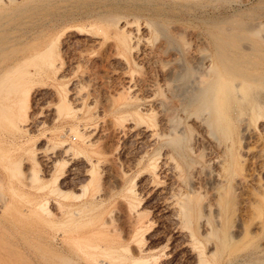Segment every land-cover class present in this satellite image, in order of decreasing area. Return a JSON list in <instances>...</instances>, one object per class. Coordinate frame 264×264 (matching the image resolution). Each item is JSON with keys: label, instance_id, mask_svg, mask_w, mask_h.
Returning <instances> with one entry per match:
<instances>
[{"label": "rangeland", "instance_id": "374dc122", "mask_svg": "<svg viewBox=\"0 0 264 264\" xmlns=\"http://www.w3.org/2000/svg\"><path fill=\"white\" fill-rule=\"evenodd\" d=\"M16 1L18 0H13L12 4H8L9 9L1 13L5 17L0 16L1 25L3 23L6 25L7 21L11 23L7 24L8 29L5 26L0 27L2 29L0 34L8 35L7 38L5 35L0 37L2 46L0 47V66L5 67L7 64H12L9 69L12 68L11 71L0 74V87L2 86L1 90H3L0 92V103L8 107V109L3 107L4 110L0 108V264H60L57 255L63 250L75 258L77 264H93L94 260L101 264L104 262L125 263L126 259L114 258L123 254L124 251H111L108 249L111 245L116 248L120 245L130 246L128 247L129 252L133 256H139V253H136L135 243L129 238L131 234L129 198L135 199L133 203L139 204L136 208L142 211L143 215L145 214L144 218L147 221L149 219L143 228L141 236L144 239L141 238V243H146L145 246L148 248L152 247L147 254L158 256L150 262L156 259L154 261L156 264H194V250L186 238V229L184 230L180 223H175L169 209L163 207L162 199L165 192L162 187L166 189L168 187V177L161 163L164 161L162 158L166 156L164 155L165 149L160 150L161 155H156L158 166L156 174L158 180H161L157 186L150 180V175L148 177L149 173L144 168L146 157L155 156L153 152L156 148V143L152 144L147 132L151 124L155 122L158 123V125L155 123V127H158L159 131H168L169 124L162 119L164 117L162 115L166 112L168 114L169 109L166 108L168 109L166 112L164 109L162 111L164 113L159 112V103L165 101L164 104H167L163 105L165 107L177 106V109L173 110L174 119L181 123L178 127H184L185 136L189 138L187 144L195 152L197 149L202 150V146L204 148L208 145H206L207 142L203 144L198 140L193 141L194 133H202L204 128L193 114L191 115L188 108L183 109L181 106L182 104L187 106L186 101L190 99L194 90L197 75H200L203 72L202 69L209 64L208 59L209 54H212V49L208 30L214 29L210 22L221 20L220 25L237 32L244 31L242 28L238 29L241 21L250 20L249 22L253 24L263 21L262 26L260 23L257 24L258 27L252 26L256 33H248L249 39H261L262 41L260 43L262 50L259 51L261 54L258 57H252L254 60H260V57H264V0H186L187 3L185 0H155L154 3L153 0H148L147 4L145 3L146 6H144L145 0H104V5L101 0L98 2L96 0H80L81 2L68 0L69 3L67 0H64L66 2L37 0L41 4H38L36 0L37 3L34 0ZM41 1H44V5ZM62 1L64 8L58 5H61ZM106 2L107 5H105ZM24 3L28 5L24 6ZM45 4L51 6L48 7L49 10L45 9L47 8ZM16 5H18L17 12L14 10ZM32 5L35 6L31 7ZM260 5L262 6L259 7ZM28 6L30 8H27ZM53 6L57 7L58 11L56 8L53 10ZM95 7L96 10H94ZM21 10L24 11L20 14ZM113 20L120 21L117 24ZM124 21L129 24L131 21L134 23L131 22L132 24L129 25ZM126 24L128 26H124ZM133 24H136L139 29L133 30ZM125 30L135 31L138 35L137 45L132 43L130 47L125 48L119 43L118 36ZM2 37L6 39L5 46L3 43L5 40ZM249 39H242L240 43L243 41L246 44ZM48 45H50V52L45 51ZM43 48L44 51H42ZM39 50L44 55L45 53L50 54V57H45L41 52L45 58L38 57L40 56ZM23 57L27 59L30 57L32 64L29 63V66L27 61L30 59L25 62ZM205 57L208 61L204 60ZM47 59L54 61L55 68L58 67L57 70L49 68L46 64ZM17 62L18 65L15 66ZM19 62L25 65H21L23 69L25 68L21 77L14 71L15 68H20ZM262 64V68L253 71L264 73V61ZM11 72L13 75L16 74L18 80L8 77L12 76ZM5 74L7 76L3 77ZM30 74H32L31 77H29ZM6 77L8 80L17 82H13V85ZM233 79L237 80L238 77L234 76ZM149 83L155 86L151 87ZM5 87L11 88L8 95L3 93ZM16 88L18 90L15 92ZM74 90L80 93L82 97L80 102L76 101V103L72 100L71 93ZM254 91L264 93V88L260 90L259 87H255ZM60 94L66 96L64 100L69 107L68 113L61 109ZM5 95L7 96L3 97ZM126 95H129V98L132 97V100L135 98L133 105L136 109L123 106L115 110L116 104L124 101L125 97L128 98ZM162 96L169 101L162 100ZM15 100L20 101L19 104L14 103ZM18 105H21L22 109L19 110ZM242 105L245 112L240 114L239 120H235L233 127L236 139L234 146L236 145L237 153H240L238 159L241 162L236 172L238 177L240 172L243 173L246 170L253 172H251L252 182L250 181L249 184L251 189L249 185L247 188H241L243 191L240 188H234L230 194L232 196H229L231 199L229 202L232 203L233 200L234 204L232 203L233 206L228 205L231 217L228 216L225 232L230 239L233 235V239L229 242L228 238L229 246L219 248L214 255H209L208 251L213 244L218 248V239L214 233L218 224L214 218L213 204L212 208L210 206L209 209H204L207 214L204 210L201 211L202 219L199 223L203 226H199L194 221L191 223L196 238L201 242L199 245L202 246L211 264H228L227 261L230 264H264V232L256 227L257 223L264 220V197L261 198L264 196V113L258 118L255 127L249 121L252 114L247 113L246 104ZM147 111H149L148 114ZM151 111L153 114L150 113ZM124 112L129 115L126 116L127 121L125 120L120 125L116 116ZM246 125L250 127L249 130L245 129ZM70 126L85 127L92 142L90 146L79 145L75 133L66 131ZM186 126L193 135L191 132V136L189 135ZM125 129L128 130L125 131ZM26 137L27 142L23 144ZM59 139H65L77 145L76 147L80 146L74 157L64 155L61 144L58 143ZM20 140L23 142L20 143ZM213 146L209 142L207 148L203 149V153L214 149ZM257 151L260 152L257 153ZM254 152L257 154L255 155ZM47 159L58 161L62 168L58 166L56 171H51V168L47 167ZM33 161L38 166L35 167ZM34 169L36 173L39 172L37 179L30 177L35 172ZM58 169L61 174L58 177L59 186L57 188L50 185V179L54 172H58ZM87 170L93 171L92 180H89L90 177L84 173ZM144 175H147V179ZM199 176H201L199 182L202 178L200 184L204 181V186L201 185L204 187L203 190L201 189L204 194L203 201H209L210 183L206 181L205 173L201 172ZM205 182L208 183L205 184ZM151 185L153 188L150 187ZM129 186H131L132 193L128 190ZM133 193L136 196H133ZM165 216H167L166 219ZM202 220H204L203 223ZM62 221L68 223L62 224L60 223ZM69 223L73 226L71 227ZM68 226L71 227V232L68 233L67 238L62 240L60 232ZM203 227L206 232L208 231L207 233ZM247 231L251 233L247 234ZM205 240L209 241V244L205 243Z\"/></svg>", "mask_w": 264, "mask_h": 264}, {"label": "bare ground", "instance_id": "6f19581e", "mask_svg": "<svg viewBox=\"0 0 264 264\" xmlns=\"http://www.w3.org/2000/svg\"><path fill=\"white\" fill-rule=\"evenodd\" d=\"M13 0H0V16H4V14L1 15V13L5 12V10H7L8 6L10 4H12ZM19 1V0H18ZM16 1V2H18ZM22 1V0H21ZM25 1V0H23ZM22 1V2H23ZM31 1V0H30ZM35 1V0H34ZM37 1V0H36ZM35 1V2H36ZM47 1V0H46ZM64 1V0H63ZM63 1L60 4H58L61 7L64 6L63 4ZM73 1V0H72ZM80 1V0H79ZM95 1V0H93ZM92 1V2H93ZM98 2V0H96ZM106 1V0H105ZM104 0L102 1L101 0V3L102 5L103 2H105ZM109 1V0H108ZM116 1V0H114ZM113 1V2H114ZM123 1V0H122ZM136 1V0H135ZM141 1H144V0H141ZM140 1V2H141ZM146 1L148 0H145L144 4L146 3ZM155 0H153V3H154ZM163 1V0H162ZM165 1V0H164ZM170 1V0H169ZM176 1V0H175ZM178 1V0H177ZM186 1V0H185ZM188 1H191V0H188ZM15 2V3H16ZM38 2V1H37ZM36 2V3H37ZM42 2V5H44V1H41ZM53 2V1H52ZM55 2V1H54ZM53 2V3H54ZM58 2H61L60 0ZM66 2V1H64ZM68 2V0H67ZM76 2V0L74 1ZM74 2H71L72 4ZM81 2V1H80ZM84 2V1H83ZM82 2V3H83ZM86 2V1H85ZM91 2V3H92ZM151 2V1H150ZM148 2V3H150ZM157 2V1H156ZM167 2V1H166ZM48 4V2H46ZM57 3V2H55ZM69 3V2H68ZM67 3V5H68ZM79 3V2H78ZM88 3V2H87ZM90 3V1H89ZM100 3V4H101ZM118 3V1H117ZM127 3V2H125ZM138 3V2H137ZM142 3V2H141ZM152 3V2H151ZM168 3V2H167ZM171 3V2H170ZM187 3V1H186ZM9 4V5H8ZM23 4V3H22ZM38 4H41L38 2ZM47 8L45 9H48V7H51L49 5H47ZM50 4V2H49ZM52 4V3H51ZM63 4V6H62ZM66 4V3H65ZM71 4V5H72ZM75 4V3H74ZM77 4V3H76ZM80 4V3H79ZM147 4V3H146ZM146 4L144 6H146ZM165 4V2H164ZM172 4V3H171ZM183 4V2H182ZM18 5H20L18 3ZM18 5L15 6L16 9V12H17V9H18ZM28 5V4H26ZM25 3H24V6H26ZM31 5V4H30ZM41 5V6H42ZM54 5V4H52ZM57 5V6H58ZM82 5V4H81ZM85 4L83 3V6ZM91 5V4H90ZM95 5H96V2H95ZM94 5V6H95ZM107 5V2L106 4ZM115 5V4H114ZM151 5V4H150ZM170 5V4H169ZM203 5V4H202ZM208 5V4H207ZM210 5V4H209ZM23 6V5H22ZM20 6V7H22ZM35 6V5H34ZM33 5L31 7H34ZM56 6V4L54 5ZM53 6V10L56 8L57 10V7L54 8ZM58 6V7H59ZM66 6V5H65ZM69 6V5H68ZM74 6V5H73ZM72 6V7H73ZM97 6V5H96ZM111 6V4H110ZM118 6V4H117ZM116 6V7H117ZM168 6V5H167ZM262 5H260L259 7H261ZM37 7H40V6H37ZM184 7V6H183ZM243 7V6H242ZM25 8V7H24ZM27 8H30L29 6ZM64 8V7H63ZM93 8V6L91 7ZM100 8V7H99ZM114 8V7H113ZM118 8V7H117ZM137 8V7H136ZM169 8V7H168ZM181 8V7H180ZM9 9V8H8ZM51 9V8H50ZM102 9V8H101ZM104 9V7H103ZM148 9V8H147ZM146 9V11H148ZM153 9V8H152ZM162 9V7H161ZM170 9V8H169ZM11 10V9H10ZM9 10V11H10ZM26 10V8L24 9ZM23 10V11H24ZM28 10H31V9H28ZM49 10V9H48ZM47 10V11H48ZM53 10H50L51 12ZM96 10V7L95 9ZM109 10V9H108ZM112 10V9H111ZM117 10V9H116ZM8 11V12H9ZM22 10L19 12L21 14V12H23ZM32 11V10H31ZM33 11H34V8H33ZM40 11V10H39ZM38 11V12H39ZM46 11V10H45ZM43 11V12H45ZM58 11V10H57ZM69 11V10H68ZM97 11H98V7H97ZM100 11V9H99ZM140 11V10H139ZM207 11V10H206ZM30 12V11H29ZM28 12V13H29ZM35 12V11H34ZM156 12V11H154ZM161 12V11H160ZM168 12V11H166ZM238 12V11H237ZM11 13V11H10ZM9 13V14H10ZM13 13V11H12ZM33 13V12H32ZM31 13V14H32ZM40 13V12H39ZM149 13V12H148ZM152 13V12H150ZM157 13V12H156ZM158 13H159V10H158ZM235 13V12H234ZM258 13V12H257ZM6 14H7V11H6ZM36 15V13H34ZM63 14V13H62ZM61 14V15H62ZM250 14V13H249ZM17 15V14H16ZM29 15V14H28ZM69 15V13H68ZM95 15V14H94ZM93 15V16H94ZM164 15V14H163ZM166 15V14H165ZM12 16V15H11ZM11 16L10 19H11ZM34 16V15H33ZM63 16V15H62ZM65 16V15H64ZM120 16V15H119ZM148 16V15H146ZM157 16V15H155ZM8 17V19H9ZM14 17V16H13ZM12 17V18H13ZM16 17V16H15ZM37 17V15H36ZM152 17V16H151ZM154 17V15H153ZM2 18V17H1ZM114 18V17H113ZM9 19V20H10ZM14 19V18H13ZM107 19V18H106ZM110 19V17L108 18ZM112 19V18H111ZM159 19V18H158ZM215 19V18H214ZM221 19V18H219ZM123 20V19H122ZM154 20V19H153ZM205 22H206V19H204ZM209 20V19H208ZM212 20V19H210ZM4 21V20H3ZM59 21V20H58ZM115 21L116 23L119 22L118 20H113ZM129 21V20H128ZM167 21V19H166ZM165 21V22H166ZM169 21V20H168ZM176 21V20H175ZM203 21V20H202ZM226 21V20H225ZM250 21V20H249ZM240 22L239 23V30L242 28L244 31H231L229 30V28L226 26H222L220 25L221 23V20H212L210 23L211 25L213 26L212 28L214 29H210L208 30L209 31V38H210V46H211V49H212V54L210 55L209 53V59L207 58L208 55H206L207 57H205L206 59L204 60H210L209 61V64L206 65L204 67V69H202V73L200 75H197V79L195 80V86L194 87V90L193 92L191 93V97H189L190 99H188L187 102V106H184L182 104L181 108L183 109H189V111L191 112V115L193 114V116L196 118V120L198 121V123L200 125L203 126L204 128V131L206 133H192V131H190V129L186 126V128H188V131H189V135H190V132L192 133V138H193V141L195 140H198L199 143H206V145L208 144L209 145V142L210 144L212 143L215 147L214 149H209L210 150H206L204 151L205 153H203V149H206V147L203 148V146L201 147V149H197L196 152L191 148L190 145L187 144V140L189 141V138L187 139V137L185 136V132L183 131V126H180L178 127L179 124L181 123H178L179 121L175 120L174 119V111H175V108L177 109V106H172L170 108V106L168 107H165L163 105H167L166 103L164 104L165 101L163 102H158L159 103V106H160V110L159 112L161 111H164V109H166L164 112L168 111L169 113L166 114V115H169V116H166L165 114H163L162 116H164L162 119H165V121H167V124L168 125V131L167 132H161L159 131L157 128L158 127H155V123L151 124L152 126L149 127V131L147 132L148 133V138L149 140L153 143H156V148H155V151L153 152V154H155V156L153 155H149L146 157L145 159V165H144V168L147 170V172L150 175V180L154 182V184L157 186L159 184V182L161 180H158L157 178V174H156V171H157V168L158 166L156 165V155L159 156L161 155L160 153V150L162 148H164L165 152H164V155H166L165 157H163L162 159H164V161H161V159H159L162 163V165L164 166L165 168V173L167 174V184L168 187L166 189V187H162L164 189V196H163V199L162 201L164 202L163 203V207L164 208H168L170 214H171V217H173V219L175 220V223L178 222L180 223V225L184 228V230L186 229V235H187V240L188 242L190 243L191 245V248L194 250V253H193V257H194V264H211V262L206 258L204 252H203V249H202V246L199 245V243H201L195 236L194 234V231H193V227L191 225L192 221H194V223L198 224L199 226H201L202 224H200V220L202 219V212L205 208L209 209L210 206L212 208V206L214 205L215 207V219H216V222H217V227H215L214 229V233H215V236L217 237L218 239V248L216 247L215 244L212 245L211 249L208 251V249L206 248V250L209 252V255H214L217 250L220 248H224L225 246H229L228 244V238H229V242L231 241L232 236H231V239H230V236H228L225 232V227H226V222L228 223V216H229V210H228V205L229 204H232L233 203V200H232V203H230L231 199H229V196H232L230 195L233 191L234 188H247L248 185L250 184V181H251V172H248L247 170L245 172H240V175L238 177L237 175V168L239 166V164L241 163L238 159L239 157V154L240 153H237V148L235 149V146H234V142L236 141L235 139V135H234V132H233V127H234V122L235 120H239V116L240 114L244 111L245 112V108L243 107L242 104H246V110H247V113H251V117L249 118V121L255 126V123L258 121V118L259 117H262L263 115V111H264V93H258L257 91H254V88L255 87H259L260 90L264 88V73L262 72H257V71H253L257 68H262L263 64H262V61H264V57H260L259 59L260 60H254L252 59L253 56H259L261 53H259V51L262 50V48L260 47V43H262L261 39H249L248 37V33L252 34L253 32L256 33V30L255 28L253 29V25H256L257 27L260 23V25L262 24V22H258L257 24H253L251 22ZM8 23H6V19H5V23L6 25H1L0 24V27L2 26H7V24L10 23V21H7ZM125 22V21H124ZM134 23V21H131ZM130 22V24H132ZM136 22V21H135ZM148 22V21H147ZM228 22V21H227ZM13 23V22H12ZM125 23H128L127 21ZM11 24V23H10ZM9 24V25H10ZM17 24V23H16ZM22 23H20L21 25ZM118 24V23H117ZM116 24V25H117ZM129 24V23H128ZM128 24L124 25V26H128ZM129 24V25H130ZM138 25V23H136ZM136 24H133V30H138L139 29V25L137 26ZM149 24V23H148ZM57 25V24H56ZM147 25V24H146ZM238 25V23H237ZM18 26V24H17ZM52 26V25H51ZM63 26V25H62ZM153 26V25H152ZM255 26V27H256ZM262 26V25H261ZM14 27V26H13ZM88 27V26H87ZM92 27V26H90ZM3 28V27H2ZM7 28V27H6ZM10 28V26H9ZM12 28V27H11ZM89 28V27H88ZM120 28V27H119ZM125 28V27H124ZM123 28V29H124ZM228 28V29H227ZM1 29V28H0ZM8 29V28H7ZM83 29V28H81ZM122 29V28H120ZM128 30V29H127ZM123 31L122 33H120V35L118 36V40H119V43L123 46V47H130L132 43H136L137 45V36L135 31ZM2 32V29L0 30ZM207 31V30H206ZM0 32V33H1ZM4 32V30H3ZM8 32V31H7ZM138 33V31H137ZM3 34V33H2ZM5 35V33H4ZM4 35H1L0 34V37ZM6 38H7V34L5 35ZM2 37V39H3ZM139 38V37H138ZM208 38V39H209ZM242 39H249V41H246V44L243 43V41L240 43V41ZM1 40V39H0ZM5 40L4 43V46L6 44V39H3ZM140 40L138 39V42ZM2 43V44H3ZM240 43V44H239ZM243 43V44H242ZM0 47L2 48L1 44H0ZM49 47V48H48ZM240 48H242V50H240ZM45 51H51L50 50V45H48L47 47H45ZM132 49V47L130 48V50ZM3 50V49H2ZM42 50V49H41ZM39 50V55L38 57H47L49 58L50 57V54L47 55V53H44L42 51H44V48L43 50L41 51ZM1 51V50H0ZM43 53V55H41V53ZM58 53V52H57ZM34 54V53H33ZM38 54V53H37ZM155 54V53H154ZM207 54V53H206ZM35 56V55H34ZM44 57V58H45ZM23 57L22 59L27 63L28 65L30 66V63L32 60L31 58L29 57L28 59ZM204 58V56H203ZM22 60V61H23ZM42 60V59H40ZM179 60V59H178ZM203 60V62H204ZM207 60V61H208ZM23 61V62H24ZM47 61V65L49 66V68H51L52 70H57L56 67L55 68V63L54 61L49 60L48 59L46 60ZM199 61V60H198ZM24 62V63H25ZM200 62V61H199ZM197 62V63H199ZM202 62V63H203ZM9 63V62H8ZM20 63V68L22 62H19ZM30 63V64H29ZM194 63V62H192ZM201 63V64H202ZM205 63V64H206ZM204 64V65H205ZM18 65V62L17 64H15V66ZM163 65V64H162ZM190 65V64H189ZM12 66V64H7L5 67H1L0 66V74L2 73H6L10 67ZM14 66V67H15ZM25 66V65H23ZM27 66V65H26ZM35 66V65H34ZM61 66V65H60ZM201 66V65H200ZM203 66V64H202ZM201 66V67H202ZM20 68L17 67V69L15 68L14 71H16L17 75H20L21 77V74H23L24 72V69L22 68V70H20ZM195 68V67H194ZM198 69V67H197ZM12 70V68H11ZM9 70V71H11ZM18 71H22V72H18ZM171 71V70H169ZM13 72V71H12ZM11 72L12 76H8L10 79H13L14 78H17L16 77V74L13 75V73ZM31 72V71H29ZM28 72V73H29ZM39 72V71H38ZM175 72V71H173ZM196 72V71H195ZM10 73V72H9ZM15 73V72H14ZM33 73V72H32ZM195 74V73H194ZM53 75V74H52ZM170 75V74H169ZM193 75V74H192ZM4 76H7L6 74L3 75ZM32 74L29 75V77H31ZM34 76V75H33ZM171 76V75H170ZM182 76H183V73H182ZM234 76H237L238 79L237 80H234L233 77ZM2 77V78H3ZM6 77V79L8 78ZM28 76L26 77L27 79L29 78ZM176 78V77H175ZM173 78V79H175ZM8 80V81H11L12 84L14 81L12 80ZM22 79V78H21ZM6 80V81H7ZM18 80V78H17ZM26 80V79H25ZM176 80V79H175ZM10 82V83H11ZM17 81H15L14 83H16ZM154 83V82H153ZM1 84H4V83H1ZM9 84V83H8ZM7 84V85H8ZM19 84V83H18ZM17 84V85H18ZM150 86H151V83H149ZM155 84V83H154ZM193 84V83H192ZM14 85V84H13ZM10 86V85H9ZM153 86V85H152ZM151 86V87H152ZM155 86V85H154ZM153 86V87H154ZM156 86L158 88V84L156 82ZM160 86V85H159ZM166 86V85H165ZM190 86V85H189ZM2 87V86H1ZM1 87H0V92L3 91L1 90ZM11 87V86H10ZM74 87V86H73ZM127 87V86H126ZM76 88V87H75ZM150 88V87H149ZM161 88V87H160ZM24 89V88H23ZM129 90V88H127ZM152 89V88H150ZM154 89V88H153ZM258 89V88H257ZM16 90H18L17 88L15 89V92ZM160 89H158L159 91ZM187 90V89H186ZM11 91V88H8V87H5L4 88V92L5 94L8 95V93H10ZM157 91V89L155 88V92ZM13 91V93H15ZM20 92V91H19ZM23 92V90H22ZM133 93V92H132ZM179 93V92H178ZM24 94V92H23ZM170 94V93H169ZM7 95L3 96V97H6ZM67 95V94H66ZM156 95V94H155ZM174 95V94H173ZM185 95V94H184ZM61 96V100H60V106H61V109L66 111V113H68L69 110L68 108V105L67 103L65 102L64 98L66 97L64 94H60ZM71 96H72V100L74 102H80L82 99V97L80 96V93H78L76 90H74L72 93H71ZM127 96V95H126ZM129 96V95H128ZM127 96V97H128ZM3 97L1 96V98L3 99ZM24 97V96H23ZM171 97V95L169 96ZM134 98V97H133ZM163 98V96H162ZM161 98V99H162ZM6 99V98H4ZM135 99V98H134ZM133 99V100H134ZM160 99V100H161ZM165 98H163L162 100H164ZM183 99V98H182ZM21 102H22V98L20 99ZM79 100V101H78ZM133 100H132V97L131 98H126L124 99V101L122 100L121 103L119 104H116V106H114V109H118L120 107H132L134 108V110L136 109L133 105ZM167 100V99H165ZM24 101V100H23ZM169 101V99L167 100ZM19 104L20 101L18 100H15L14 103ZM76 102V103H77ZM120 102V101H119ZM172 102V101H171ZM13 103V102H12ZM1 104V103H0ZM180 104V103H179ZM19 106V105H18ZM21 106V105H20ZM18 107L19 110L22 109V107ZM154 106V105H153ZM4 108H7V105H0V108H2L1 110H4ZM165 107V108H164ZM138 108V107H137ZM154 108V107H153ZM17 109V107H16ZM128 109V108H127ZM174 110V111H173ZM5 113V111H3ZM156 112V111H155ZM162 112V113H164ZM17 113V111H16ZM19 113V112H18ZM125 113V112H124ZM118 114L116 116V119L118 120L119 124L125 122V120L127 121V117L128 115H126L127 113L125 114ZM147 114L149 113V111L146 112ZM152 113V111L150 112ZM153 114V113H152ZM19 116V114H17ZM131 115V114H130ZM150 115V114H149ZM190 115V116H191ZM250 115V114H249ZM248 115V116H249ZM139 116V115H138ZM154 116V115H153ZM178 116V115H177ZM183 116V115H182ZM189 116V117H190ZM191 116V117H193ZM130 117V116H129ZM176 117V116H175ZM7 118V117H6ZM156 118V117H155ZM178 118V117H177ZM17 119V118H16ZM15 119V120H16ZM129 119V118H128ZM179 119L181 120V118L179 117ZM193 119V118H192ZM116 120V121H117ZM159 120V119H158ZM157 120V121H158ZM155 121V120H154ZM196 121V122H197ZM246 121V120H245ZM130 122V120H129ZM164 122V121H163ZM169 122V123H168ZM178 124H177V123ZM18 123V121H17ZM192 123V122H191ZM120 124V125H121ZM127 124V122H126ZM158 125V123H156ZM197 124V123H195ZM124 127H125V124H123ZM122 125V126H123ZM156 125V126H157ZM248 125V124H247ZM246 125V126H247ZM162 126V125H161ZM196 126V125H195ZM198 126V125H197ZM244 126L246 130H249L250 127L249 126ZM120 127V126H118ZM160 127V125H159ZM256 127V126H255ZM201 128V127H200ZM22 129V128H21ZM124 129V128H123ZM131 129V128H130ZM161 129V128H159ZM167 129V128H166ZM244 129V128H243ZM128 130V129H125V131ZM23 131V129L21 130ZM20 131V132H21ZM63 131V130H62ZM66 131H69V132H72V133H75L77 139H78V142H79V145L81 146H87L88 145L90 146V144L92 143L91 140L89 139L90 136H88L87 134V129H85V127H77V126H70L66 129ZM124 131V130H123ZM164 131V130H163ZM24 132V131H23ZM65 132V131H63ZM94 132V131H93ZM26 133V132H25ZM146 133V132H145ZM251 133H254L253 131H251ZM256 133V132H255ZM70 134V133H69ZM23 135V134H22ZM27 135V134H26ZM60 135V134H59ZM62 135V134H61ZM28 136V135H27ZM63 136V135H62ZM191 136V135H190ZM23 137H25L23 135ZM61 138V137H60ZM257 138V137H256ZM24 139V138H23ZM238 141V140H237ZM23 142V140H22ZM21 140H20V143H22ZM27 142V137H26V141L23 143L25 144ZM59 144H61V147H62V150H63V153L64 155L67 156H75V154L78 152V147H80L78 145V147H76L75 145L69 143L68 141H66L65 139H59ZM203 143V144H204ZM238 143V142H237ZM22 144V145H23ZM151 144V143H150ZM197 145V144H196ZM199 145V144H198ZM192 149V151H191ZM250 150V149H248ZM247 150V151H248ZM259 150V149H258ZM163 151V150H162ZM189 152H192L191 154H189ZM260 151H257V153H259ZM160 153V154H159ZM255 153V152H254ZM255 153V155L257 154ZM146 154V153H145ZM163 155V154H162ZM254 155V156H255ZM49 156V155H48ZM143 156V155H142ZM259 156V155H257ZM144 157V156H143ZM142 157V158H143ZM256 157V156H255ZM141 159V156L139 157ZM48 162H47V167L51 168L50 170H57L59 164H58V161H53V160H50V159H47ZM68 160V159H67ZM241 160V159H240ZM138 161V160H137ZM158 161V160H157ZM243 161H245L243 159ZM34 162V161H33ZM159 162V161H158ZM157 162V163H158ZM160 163V164H161ZM36 166L37 163L34 162L33 163ZM63 163H61L62 165ZM139 164V163H138ZM32 165V164H31ZM260 165V164H258ZM63 166V165H62ZM157 166V167H156ZM247 166V165H246ZM32 167H34L32 165ZM61 167V166H59ZM240 167V166H239ZM62 168V167H61ZM37 169V168H36ZM60 169V168H59ZM58 169V172L55 173L52 176V178L50 179V185L54 186V187H57L58 188V177L60 176L61 174V169L59 170ZM93 169V167H92ZM261 169V168H260ZM159 170V169H158ZM35 171V169L33 170ZM163 171V170H162ZM261 171V170H260ZM32 172V170H31ZM63 172V171H62ZM161 172V170H160ZM205 173L206 176L204 177H207L206 181H208L210 184V199L209 201H203V193L201 192V189L204 188V187H201V185L204 186V181H202L203 183L200 184L199 182V178L201 176L200 173ZM259 172V170H258ZM39 173V172H38ZM38 173L33 172V174L30 176L31 178L32 177H36L37 179V176H38ZM64 173V172H63ZM84 173H86L90 178L89 180H92V176L94 175L93 174V171L91 170H87L85 171ZM159 174V173H158ZM258 174V173H257ZM146 175V176H147ZM161 175V174H160ZM165 176V174H163ZM254 175V174H253ZM146 176L144 175L145 179ZM163 176V177H164ZM40 177V176H39ZM162 177V178H163ZM257 177V176H256ZM30 178V180H31ZM161 178V177H160ZM144 179V180H145ZM170 179V181H169ZM205 180V179H204ZM48 181V180H47ZM148 181V180H147ZM49 182V181H48ZM144 182V181H143ZM149 182V181H148ZM207 182V183H208ZM252 182V181H251ZM205 182V184H207ZM254 183V182H253ZM252 183V184H253ZM261 183V182H259ZM49 184V183H48ZM153 184V185H154ZM258 184V183H256ZM260 185V184H258ZM144 186V185H143ZM165 186V185H163ZM250 186V185H249ZM147 187V186H146ZM150 187L153 188V186L151 185ZM160 187V186H159ZM261 187V186H260ZM264 187V185H263ZM160 188V189H162ZM251 189V186L249 187ZM253 188V187H252ZM155 189V188H154ZM244 189V188H243ZM243 189H241V191H243ZM264 189V188H263ZM128 190L131 191L130 193H132V189H131V186L128 187ZM127 190V191H128ZM203 190V189H202ZM207 190V188H206ZM255 190V189H254ZM128 191V192H129ZM155 191V190H154ZM161 191V190H160ZM246 191V190H245ZM158 192V191H156ZM207 192V191H206ZM263 192V191H262ZM204 193H205V190H204ZM209 193V192H207ZM254 193V192H253ZM134 195L133 196H136L135 193H133ZM235 194V193H234ZM233 194V195H234ZM237 194V193H236ZM239 194V193H238ZM264 194V193H263ZM261 194V195H263ZM132 195V194H131ZM160 195V193H159ZM244 195V194H243ZM251 195V194H250ZM161 196V197H162ZM260 196V194H259ZM105 197V196H104ZM130 197V196H129ZM264 197V196H261V198ZM207 198V197H206ZM233 198V197H232ZM161 200V199H160ZM254 200V199H253ZM133 201H135V199H131L129 198L128 199V206H129V210L131 212V221H130V225H131V234L129 236L130 240H132L136 245V253L138 252L139 253V256H133L130 252H129V248L130 246H126V245H120L118 248H116L115 246H110L108 249H110L111 251L114 250V251H118V250H122L124 251L123 254L121 255H118V256H115L114 258H123L126 259V262L123 263V264H152L154 263V261H152V263L150 262L153 258H157L158 256H153L152 254H147L148 251H150L152 247H149L148 246H145V244H142L141 243V238H143L142 233H143V228L145 227V225L147 224V219L144 218V215L142 213V211L138 210V208H136V205H139V204H135L133 203ZM230 201V202H229ZM242 202H243V199H242ZM155 203V202H154ZM159 203V202H158ZM260 203V202H259ZM213 204V205H212ZM234 204V203H233ZM232 204V206H233ZM244 207V206H243ZM232 208V207H231ZM260 208V207H259ZM233 209V208H232ZM64 211V209H63ZM144 211V210H143ZM168 211L166 210V213L168 214ZM207 212V211H206ZM257 212V211H256ZM69 213V212H68ZM66 213V214H68ZM161 213V212H160ZM204 213H205V210H204ZM162 214V213H161ZM169 214V216H170ZM207 214V213H205ZM164 215V214H163ZM129 216V214H128ZM167 216H165V219H166ZM170 217V218H171ZM213 217V216H212ZM231 217V216H229ZM67 218V216H66ZM129 218V217H128ZM148 218V217H147ZM158 218V217H157ZM204 218V216H203ZM214 218H213V221H214ZM65 219V218H64ZM161 219V218H160ZM159 219V220H160ZM153 220V219H152ZM171 220V219H169ZM173 221V220H172ZM171 221V222H172ZM206 221V220H205ZM75 222V221H74ZM166 222V221H165ZM170 222V221H169ZM204 222V220H202V223ZM259 222V221H258ZM60 223H64V224H67L66 222H60ZM152 223V222H151ZM173 223V224H175ZM215 223V222H214ZM231 223V221H230ZM112 224V223H110ZM208 224V222H207ZM255 224V223H254ZM69 225L72 227L73 224H70ZM102 225V224H101ZM105 225V224H104ZM246 225V224H245ZM65 226V225H64ZM68 226V227H65L63 228V231L60 232L61 234V239L64 240L65 238H67V235L69 232H71V227ZM103 226V225H102ZM149 226V225H148ZM163 226V225H162ZM203 226V225H202ZM209 226V224H208ZM231 226V225H230ZM210 227V226H209ZM256 227L257 228H260L261 231L264 232V220L261 221V223H257L256 224ZM255 227V229H257ZM204 228V227H203ZM108 229V228H107ZM161 229V228H160ZM163 229V228H162ZM178 229V228H176ZM207 229V228H206ZM62 230V229H61ZM130 230V229H129ZM128 230V232H129ZM149 230V228L147 229ZM202 230V228H201ZM210 231V229H208ZM111 231V230H109ZM124 231V230H123ZM169 231V230H168ZM198 231H199V228H198ZM204 231H205V228H204ZM250 231V230H248ZM247 231V234L248 233H251V232H248ZM118 232V231H116ZM170 232V231H169ZM178 232V230H177ZM202 232V231H200ZM208 232V231H207ZM205 231V233H207ZM262 232V234H263ZM120 233V232H119ZM168 233V232H167ZM181 233V232H179ZM177 234V233H175ZM183 234V232H182ZM181 234V235H182ZM204 234V233H203ZM211 234V232H210ZM231 235V232L229 233ZM247 234H246V237H247ZM180 235V234H179ZM178 235V236H179ZM184 235V234H183ZM177 236V235H176ZM208 236V235H207ZM121 237V236H120ZM180 237V236H179ZM73 238V237H72ZM183 238V237H182ZM235 238V237H234ZM258 238V237H256ZM144 239V238H143ZM245 239V238H244ZM143 241V240H142ZM182 240H180L181 242ZM178 242V241H177ZM211 242V241H210ZM205 243L209 244V241L207 242L205 240ZM228 243V244H227ZM206 244V245H207ZM211 244V243H210ZM144 245V246H143ZM108 246V245H107ZM178 246V245H176ZM210 246V245H209ZM3 247V246H2ZM87 247V245H86ZM89 247V246H88ZM94 247V246H93ZM184 247V246H183ZM90 248V247H89ZM96 248V247H94ZM176 248V247H175ZM180 248V247H179ZM209 248V247H208ZM102 249V247H101ZM150 249V250H149ZM189 249V248H188ZM134 250V249H133ZM153 250V249H152ZM187 250V249H186ZM135 251V250H134ZM185 251V250H184ZM182 252V250H181ZM187 252V251H185ZM26 253V252H25ZM146 253V254H145ZM152 253V252H151ZM184 253V252H183ZM183 253H179L181 254V256L183 255ZM125 254H128V255H125ZM155 254V253H154ZM178 254V256H179ZM185 255V254H184ZM188 255V254H187ZM186 255V256H187ZM185 256V257H186ZM190 256V255H189ZM58 257V260H59V263L60 264H77V262H75V258H72V256L67 252V251H60V254L57 255ZM101 259V258H99ZM183 259V258H182ZM186 261L189 259L188 258H185ZM77 260V259H76ZM95 262H97V264H101L100 262L94 260ZM104 261V260H102ZM230 261V260H229ZM94 262V263H95ZM93 263V264H94ZM106 262H104L105 264ZM186 263V262H185ZM228 264H230L228 261H227ZM96 264V263H95ZM103 264V263H102ZM106 264H113V263H110V262H107ZM156 264V263H154ZM158 264V263H157ZM183 264V263H182ZM189 264V263H188Z\"/></svg>", "mask_w": 264, "mask_h": 264}]
</instances>
